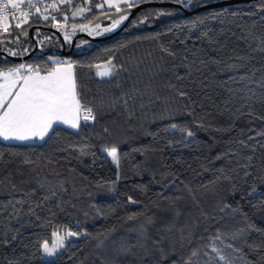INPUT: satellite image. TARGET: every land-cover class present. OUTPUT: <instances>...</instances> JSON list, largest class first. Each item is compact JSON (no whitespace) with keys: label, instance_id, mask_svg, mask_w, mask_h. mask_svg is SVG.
Returning <instances> with one entry per match:
<instances>
[{"label":"trees","instance_id":"1","mask_svg":"<svg viewBox=\"0 0 264 264\" xmlns=\"http://www.w3.org/2000/svg\"><path fill=\"white\" fill-rule=\"evenodd\" d=\"M223 1L150 2L193 12ZM97 3L65 26L117 13ZM46 11L19 33L26 56L40 48L27 63L42 72L52 59L75 65L95 120L57 127L43 142L0 140V264H223L214 247L232 264H264V0L158 26L182 11L150 7L112 39H78L67 58L63 41L71 44ZM0 51L19 56L14 36L0 32ZM109 60L117 74L99 77ZM14 65L0 57V67ZM113 148L118 170L105 154ZM68 231L79 235L45 261L42 243Z\"/></svg>","mask_w":264,"mask_h":264},{"label":"snow or ice","instance_id":"2","mask_svg":"<svg viewBox=\"0 0 264 264\" xmlns=\"http://www.w3.org/2000/svg\"><path fill=\"white\" fill-rule=\"evenodd\" d=\"M61 2L70 4L72 0H61ZM139 2L142 0H131V2L129 0H116V2L104 0L103 3H97L95 6L104 8V4L107 3L109 8H115L117 12H120L121 3L125 5V8H131ZM175 2L187 6L191 5L193 0H175ZM26 3L30 7H35L32 0H26ZM51 7L56 8L57 5L53 3ZM9 9H11V18L17 21L16 28H21L23 24L29 23V12L25 10V0H0V31L4 33H7L10 27ZM83 11L82 8L78 9L76 14ZM127 16V11H124L123 15L119 17H111L112 28H115L122 20L127 19ZM44 19L48 20V16H44ZM61 27L63 26L61 25ZM81 30L88 29L85 26ZM111 30V28L103 29L104 32ZM73 31H75V26ZM65 35L67 36V33ZM261 50L264 51V49ZM11 54L15 55V53ZM54 63L63 65L65 62L55 61ZM96 67L99 68L100 66L97 65ZM72 68L73 65L68 63L66 66L53 67L44 74H41L38 68L26 67L25 65L0 70V138L10 142H43L46 138H50V134L55 135V129L60 126H67L75 131H80L81 112H83L85 124L89 120L94 121L93 109L82 102L77 91V82ZM104 68V71L98 72L101 77L110 78L117 74L116 67L112 65L111 60L106 62ZM21 69H25V71H21ZM172 127L176 128L175 125ZM186 134L189 137L193 135L191 131H187ZM109 155L118 162L115 148L111 149ZM217 158L219 159V157ZM254 192L255 189H253ZM129 199L131 200V198ZM135 202L132 201V203ZM54 235L57 236L55 246H50L48 241L42 243L44 254L52 258L57 256L59 249L65 247L64 239L66 237L78 236L79 234L68 231L65 233V237H60L58 233H54ZM217 239H220L219 235ZM227 247L232 248V245H227ZM119 250L124 252L125 245L122 244ZM213 251L217 253L218 260L222 261L223 264H232V260L223 254L222 249L214 247ZM196 255L197 252L193 251L192 256ZM185 264H192V262L191 260L185 261Z\"/></svg>","mask_w":264,"mask_h":264},{"label":"rangeland","instance_id":"3","mask_svg":"<svg viewBox=\"0 0 264 264\" xmlns=\"http://www.w3.org/2000/svg\"><path fill=\"white\" fill-rule=\"evenodd\" d=\"M104 1V0H103ZM116 0H114V2H115ZM72 2H73V0H72ZM88 2V1H87ZM71 4V3H70ZM68 5V6H70V8H68L67 10H65V12H64V14L63 15H61V17H62V20H55L56 18H57V16H53L51 13H53V12H56L58 9V11H60L62 8H64V6H58V7H56L55 9H51L50 11H46L45 13L46 14H42V15H44V16H48V20L49 19H53V17H55V23H54V25H55V28L59 31V32H61L62 33V35H63V38H64V40H65V42H67V44L69 43V44H72L73 43V40H74V38H75V36H78V35H82V34H84V35H88L89 37H91V38H95V39H100V38H103L104 37V34H108V35H105V36H110V35H112L114 32H116V31H114L116 28H118V26H120L122 23H124L125 22V20H122L121 22H120V24H118L115 28H112V19H106V20H103L102 22H100V23H98V24H93V23H85V24H77V25H72L71 27H67V26H65V24H68L69 22H73V21H80V20H82V19H84L85 17H84V15L85 14H87V13H89L90 11H91V8L89 9V7H88V3H86L85 2V4L84 5H80V6H78V9H84V11L83 12H81L80 14H76V12L77 11H74L73 12V9L74 10H76L75 9V7L73 8V5ZM90 4H91V0H90ZM100 8V7H99ZM77 9V10H78ZM72 10V12H69V11H71ZM89 11V12H88ZM117 12V11H116ZM117 13H119V12H117ZM65 17H67V19H65ZM61 25L63 26V27H61ZM75 26V31H73V27ZM87 27V29L88 30H85V31H82L81 30V28H83V27ZM104 28H111L112 30L111 31H109V32H104L103 31V29ZM0 32H2V31H0ZM111 32V33H110ZM65 33H67V36L65 35ZM110 33V34H109ZM14 38H15V35H14ZM105 38V37H104ZM17 38H15V40H16ZM8 42H11V40H8ZM86 45V44H85ZM8 51H9V53L11 54V53H15L16 54V52H17V50L12 46V45H9L8 46ZM12 55V54H11ZM55 60V59H54ZM104 66L105 65H103V66H101V67H99L98 68V72H100V71H104L105 70V68H104ZM99 77H101L100 75H98ZM102 78H109V77H102ZM109 152L110 151H105V154H107L108 155V157H109V159H110V161H111V163H112V165H113V168L114 169H116V170H118L119 169V160H118V162L117 161H114L113 159H112V157L109 155ZM117 158H118V152H117ZM57 244V242L55 243V244H53V245H50V246H55ZM60 250L61 249H59L58 250V253L60 252ZM57 253V254H58ZM43 259L45 260V261H52V260H54L55 258H52V257H48V256H46L45 254H44V252H43Z\"/></svg>","mask_w":264,"mask_h":264},{"label":"water","instance_id":"4","mask_svg":"<svg viewBox=\"0 0 264 264\" xmlns=\"http://www.w3.org/2000/svg\"><path fill=\"white\" fill-rule=\"evenodd\" d=\"M256 1H258V0H231V1H223V2H220V3H215V4H212V5H208V6L202 7L200 9H197V10L193 11V12L186 11L180 5L162 4V3L160 4V3H153V2H149V3H146V4L140 5L138 7L127 8V9H124V10L120 11L119 13H111V14L104 15V16H102L101 18H99L98 20H96L94 22L95 24H98V23L102 22L103 20L111 19V17H119V16L123 15L124 11H127V13H128L127 21L124 23V25H122V27L120 29H118L112 35L107 36L105 38L103 37V38H100V39L91 38L88 35H84V34L78 35L73 40V43H72V46H71V50L69 52H67L64 49V51L61 52V55L64 58H67V57L72 56L73 55V52H74V49H75L76 42L80 38L88 39L92 43H99V42H104V41H107L109 39H112V38L116 37L117 35H119L126 28V26L130 23V21L133 18H135V16H137L141 11H143V10H145L147 8H150V7L175 8V9H178V10L182 11V14H178V15L173 16V17H166L164 19H161V20L157 21V26H158L159 24L164 23L166 21L180 19V18H182L184 16H188V15H191V14H195V13H198V12H202L204 10H208V9H212V8H217V7L231 6V5H236V4L252 3V2H256ZM51 31H54V32L59 33L56 30H51ZM33 32H34L33 30L30 31V35H31L32 38H33ZM63 43H64V41H63ZM39 51H40L39 46H38V44H36V47L33 50V52L31 54L23 57V58H20V57H12V56L8 55L6 52H2V51H0V57L9 58L11 61L15 62L16 64H20L22 62H28L29 60H31L32 57L34 56V54H36Z\"/></svg>","mask_w":264,"mask_h":264},{"label":"built area","instance_id":"5","mask_svg":"<svg viewBox=\"0 0 264 264\" xmlns=\"http://www.w3.org/2000/svg\"><path fill=\"white\" fill-rule=\"evenodd\" d=\"M53 3H55L57 5V7L58 6H66L67 5V4H64L63 2H61V0H32V4L35 7H30V6L27 5L26 0H25V10L29 12V20L32 19L39 12V11H37V9H39V10L40 9H47L48 11H50L51 9H55V8L51 7V5ZM16 23H17V21L15 19L11 18V9H9V25H10V27H9L7 33H4V32H1V33L5 34V35H8V37H11V36L15 35V38H17L16 39V44L18 46V52H19V56L18 57L23 58L26 55L24 54V52L22 51L21 46H20L19 33L21 32V29L26 24H23V26L21 28H16L15 27ZM20 65H25L26 67L27 66H32V65L28 64L27 62H22L20 64H17V65L11 66V67H5V68L0 67V70H7L8 68L18 67ZM21 71H25V69H21Z\"/></svg>","mask_w":264,"mask_h":264},{"label":"crops","instance_id":"6","mask_svg":"<svg viewBox=\"0 0 264 264\" xmlns=\"http://www.w3.org/2000/svg\"><path fill=\"white\" fill-rule=\"evenodd\" d=\"M88 1V2H87ZM100 1V3H103L104 1L103 0H99ZM150 1H154V0H142V2H150ZM85 2L86 3H88V7H89V9L91 8V4H90V0H73V2H71V4L70 5H73V8L77 5V4H79L78 6H80V5H84L85 4ZM116 2V1H115ZM129 2H131V0H129ZM142 2H139V3H136V4H134V6L135 5H138V4H141ZM78 6L77 7H75V9L76 10H74L73 9V11H77V9H78ZM133 6V7H134ZM120 7H121V9L122 8H125V5L123 4V3H121L120 4ZM102 10H107V11H113V12H115L116 10H115V8H109L108 6H107V3H105L104 4V8H99L98 7V11H102ZM89 12V11H88ZM90 13V12H89ZM89 13H87V14H85L84 15V17L86 16V15H88ZM115 31V30H114ZM111 33V32H110ZM109 33V34H110ZM105 35H107V34H104V36ZM51 62H55V61H57V60H54V59H52V60H50ZM68 64V62H65L63 65H55L54 67H57V66H66ZM73 65V64H72ZM34 68H36V67H34ZM40 72H41V74H44L45 72H42L41 70H40ZM72 72H73V74H74V76H75V79H76V66L75 65H73V68H72ZM81 125H82V123H83V112H81ZM63 127H65V128H67V129H69V130H72V131H75V130H73V129H70V128H68L67 126H63ZM0 140L1 141H3V142H5V143H8V144H31L32 142H28V143H21V142H15V141H5V140H3L2 138H0ZM39 142V141H38Z\"/></svg>","mask_w":264,"mask_h":264},{"label":"flooded vegetation","instance_id":"7","mask_svg":"<svg viewBox=\"0 0 264 264\" xmlns=\"http://www.w3.org/2000/svg\"><path fill=\"white\" fill-rule=\"evenodd\" d=\"M78 41V40H77ZM77 43V42H76ZM71 46H72V44H71ZM65 47V48H64ZM75 47H76V45H75ZM40 49V48H39ZM64 49H65V51H67V52H69L70 50H71V47L68 49L67 48V46H66V44L65 43H63V49H62V51L61 52H63L64 51ZM74 51H75V49H74ZM74 53V52H73Z\"/></svg>","mask_w":264,"mask_h":264}]
</instances>
